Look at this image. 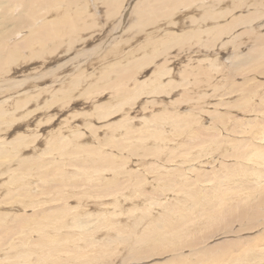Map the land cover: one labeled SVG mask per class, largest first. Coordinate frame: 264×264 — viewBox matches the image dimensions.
Returning a JSON list of instances; mask_svg holds the SVG:
<instances>
[{"label": "bare ground", "instance_id": "1", "mask_svg": "<svg viewBox=\"0 0 264 264\" xmlns=\"http://www.w3.org/2000/svg\"><path fill=\"white\" fill-rule=\"evenodd\" d=\"M87 1L88 0H85V2H87ZM100 1H105V0H100ZM199 1L200 0H146V1L145 0H140L138 3H136V5L134 7V10H135V13H136L137 17H135V15L133 17L132 16L128 17L129 9H130L131 5L133 4L134 0H107V4H106V1H105L106 6L108 7L107 15L104 18L105 20H103L104 23H103V21H100L102 24L101 23L99 24V22H97V20H95L96 16L92 13L93 11L95 13L98 12L97 8L96 9L95 8H90V6H88V4H89L88 2H87V4H84V5L83 4H79V6L72 7V6H75L76 3L75 2H71V0H0V95H2L0 97V99L4 97L3 96L4 94L7 95V98L6 99L4 98L5 100L2 99L3 103L0 102V126L2 125V127H3V125H6L9 128V127H11L13 125V126H15V128L17 127L15 129L16 132L21 130V129H25V128L22 127L23 124H22V126L21 125L18 126V124H19V122L21 120H25L26 118H28L29 115H31V112H30V110L28 111L27 107L29 105H31L32 103H34L35 101H38L39 98L42 97L41 96L42 91H44L43 89L40 90L39 88H37V91L39 90L40 93L37 92L38 96H35V97L34 96L31 97L30 94L28 95V92H27V91H31V90L35 89V88H31L32 86H28L29 85L28 84V80L30 79V76L32 74H36L38 71L42 70L44 67L43 68L40 67V69H39V67L33 68L31 70L32 71L31 73L26 74L27 77L25 75H21V74H24L23 72H27V70H29L28 66L34 64L35 61H37V60L42 58L43 60H46L47 62H49L50 59L52 58L51 55H53L54 53L55 54H64L62 56L72 55L77 50L75 46L79 45L80 48H81V44L85 45V47L82 48L83 50L85 49V50H87L89 52V51L94 49V52H95V50L98 48L97 46H100L99 44H101L103 46L104 45L106 46L105 41H109L110 39L114 40V39H116L115 37H117V36L121 37L122 36V40L120 42H118V44H116V46L114 47L115 50L112 49L117 54V52H121L122 51L121 48L125 49L128 44L133 46V43H128V42H131L130 41L131 39L133 40V39L138 38V36L140 34H142V33H147L148 34L147 36H150V37L154 36L155 37V34H157L159 32L156 31V32L151 33L152 32L151 30L155 29L154 25L159 24V26L163 27V26L166 25L167 22H170V21H173V20L175 22V20L179 16H181L183 14V12H184L182 8H184L185 12L189 11V10L194 11V10H196L194 5H195L196 2H199ZM201 1H203V3H202L203 5L207 6V9L209 8V6L211 7V8L208 9L209 11L206 13L207 18H211V19H214V18L216 19L217 18V14H216L217 12H218V15L221 17L224 14L223 12H226V9L229 7V5H231V4L233 5L234 2L236 4V5L234 4L235 5L234 9H236L238 11L239 10H245L248 7V5H243L244 3H246V0H233V3H229V4H226L227 2H224V0H210L208 3H206L205 0H201ZM76 2L80 3V0H78ZM64 3H65V6L62 7V5ZM249 4H250V2H249ZM257 4H254V5L257 6ZM197 5H200V3H198ZM192 6H193V8H192ZM201 7L204 8L203 6H200V7H198V10H201L202 9ZM213 7H214V9H213ZM204 9H206V8H204ZM215 9L217 10L216 12H215ZM102 12H104V11H102ZM185 12H184V15L182 17H186L190 13V11L187 12V13H185ZM90 13H91V15H90ZM102 15H103V13H102ZM262 15H261V17H262ZM253 16H252L253 18H251V19L249 17V19H250L249 23L254 22V20H256V21L258 20L257 18L259 17V14L257 15L258 16L257 18L255 17V15H253ZM98 18H99V20L102 19L101 16L96 17V19H98ZM238 19L241 20V21H245L246 20V18L243 17V16L241 18H238ZM86 20H88V21H86ZM225 20H227V19H225ZM228 20H230V19H228ZM136 21H137V23L132 24V23H134ZM159 22H163V24H160ZM234 24H239V23L235 22ZM244 24H245V22H244ZM124 25L125 26L130 25V27H129V30H127V32L121 34V32L124 30V29H122V28H124L123 27ZM179 25H180V23H179ZM204 25H206V24H204ZM150 26H153L154 28L151 29ZM236 26H234V28ZM226 27L229 28V26H226ZM220 28H222V27L218 26L215 29H211L210 28L208 30H203V31H196L193 28V30H195L196 32L192 30L191 32L188 31V32H185V33H183L181 35L175 34L177 32H175L173 35H172V33L171 34H165V36L163 35V37L166 38V36H168V38H166L167 40H165L167 43L165 42L164 44H162V46H156L158 44V42H156L157 39L155 38L156 40L154 39V40H152V42L154 44L157 43L155 45L156 47H154L153 44L149 43V45L153 46L154 49L157 48V49H155V51H154L153 48L152 49H148L149 51H148V54L145 56V58H143V56H142L141 58L140 57L139 58L135 57V58H132V60H131V58L128 59L126 57L128 59V61L127 60L126 61L129 62V63H126V65L124 66V65H122V63L125 62V61H123V62L121 61L122 63L119 61V63H116L114 65L112 72L109 71L108 72L109 74L108 73H104V75L101 77V79H105L106 82H108V83L112 82L109 85L110 88H112L114 86H117L118 88L121 85L124 86L130 81V79L133 78V76L137 73L136 71L138 69L141 70L147 65L149 67V63H151L150 62L151 60L156 59L157 57H159L163 53L165 54L166 52H174L172 49H174L178 45H180L179 47L183 46L184 50H187V48L189 46L193 48L192 45L193 44L197 45L198 43L202 44L203 47H204L206 44L204 43L203 39L201 38L200 33L201 34H203V33L204 34H214L215 36H217V35H220L221 33H225L223 31H227V34L226 33L225 34L228 35L230 33L229 35H231V32H229L226 28H224L222 31L219 30ZM235 29H237V28H235ZM232 30H233V26H232ZM19 34L21 36V39L17 38ZM236 34H237V32H236ZM243 35H244V33H243ZM237 36H238V34H237ZM202 37H203V35H202ZM221 37H223V36L221 35L218 38H216L215 40H219V39H221ZM241 37H242V34H241ZM16 38H17V40H16ZM124 38H127V39L125 40ZM239 38L240 37H238L237 40H239ZM245 38L246 37H244V39ZM13 39H14V43H10V41L13 40ZM233 40H235V39H232V41ZM245 41L247 42L246 39H245ZM245 41L243 40V42H245ZM94 42H96V43L99 42V43H97L98 44L97 46L89 49L90 44H93ZM246 42H245V44H246ZM135 43H136V41H135ZM243 45L244 44H241V45L239 44L236 47L235 46L233 47L235 49V52H238V54H235V56H230L231 58L233 57V63L232 64L234 65V68L238 71V73L245 72V73H250V75H253V73H258V74H262L263 75L264 74V63H263V61H264V47L259 49L258 53L250 52V53H247V54H245L243 56V54H242L243 53V49H244ZM105 46L103 48H105ZM159 47H160V49H159ZM212 47H213V44H212ZM62 48H66V49H62ZM100 48H102V47H100ZM142 48H140V49L142 50ZM148 48H150V47H148ZM176 48H178V47H176ZM196 50L197 49L194 48L193 53L195 52L196 54H199V55L200 54L208 55L210 53H215V54L217 53L216 51L215 52L214 51H210V52L206 51L205 52L204 50L203 51L202 50H200V51L198 50L199 51L198 52ZM213 50H214V47H213ZM124 52L125 51H123L122 53H124ZM127 52H129V51H127ZM189 52H190V54L192 53L191 51H189ZM115 53L109 52V55L108 54L107 55L110 56L112 54V56H113ZM134 53L135 52H132V54H134ZM87 54L89 55V53H87ZM140 54H142V52ZM175 54L179 55V53H177V52ZM77 55L78 54L70 56V57L71 58L73 57L75 59V57ZM107 55H106V57H108ZM148 55H150V57H147ZM177 55H175L173 58H170V57L169 58L172 61L175 58H178ZM116 56H118V55H116ZM222 57H223V55H222ZM126 58H124V59H126ZM78 59L79 58H76L77 61H78ZM181 60L182 59L179 60V64H180ZM210 61L212 63H214L213 60H210ZM69 62L71 63V60H69ZM254 62H255V64H254ZM70 63L67 62V64H69V65H70ZM81 63H82V61H80L78 63L74 62L73 65L81 64ZM173 63L175 64V62H173ZM25 65H27V66H25ZM253 65H255L256 68H254ZM41 66H43V65H41ZM63 66H65V64ZM167 66H168V63L166 64V67ZM58 67H60V66H58ZM58 67H57V69H59ZM148 67H146V68H148ZM160 67H162V66H160ZM25 68L26 69L28 68V69L26 71H23ZM53 68H52V70H53ZM63 68L64 67H60V69L57 70L56 73H58V74H56V73L52 74V75H56V76H52L51 75V73H52L51 71H50V74H48V75H50L49 77L51 79L53 77H55L54 83L58 82L59 79L60 80L64 79L63 78L64 76L59 75V74L62 73V71L60 73V70L63 69ZM167 68H169V67H167ZM66 69L67 70L64 72V75L66 73H69L68 69H70V67H68ZM55 70H53V71H55ZM76 71H78V70H76ZM142 72L143 71H141V73ZM162 73H160V74H162ZM115 74H116V78H114L115 76H113ZM19 76H20V78H19ZM60 76H61V78H60ZM157 76H159V75H157ZM166 76H167V74H166ZM33 77L34 76H32L31 79H33ZM253 77L255 78V76H253ZM258 77L259 76H257V78ZM15 78L19 79V80L15 81ZM259 78H261V77H259ZM21 79H26L27 81H23L22 80V82H21ZM246 81H248V80H246ZM80 82H82V80H81L80 77H78V79L76 81L71 82V84L73 83L72 86L73 85L74 86L70 90L63 91V92L61 90L62 95L55 94V93H53V91H51L50 93L53 94L52 99H54L53 102L56 103L59 100H65L67 103H69V105L72 103L70 106L67 105V108L65 109V111H67V110L71 111L73 109V107L75 106V102L77 101V100L76 101L73 100L74 96H72V95H74V92L77 90V87L80 84ZM84 82L85 81L83 80L82 83H84ZM174 82H175V80H174ZM98 83H100V84H96L97 88H95V91L96 90H98V91L99 90H104L105 91V89H106V85L104 84L105 81L102 80V83L98 81ZM262 83H264V82H262ZM57 84H59V82ZM138 84H140V83H138ZM138 84H136V86ZM148 84L149 83H147L145 81V82L141 83L138 86V88L140 89L141 87L144 86V89L147 90L146 87L149 86ZM231 84H232V82H231ZM47 85L49 87V83ZM51 85H50V87H51ZM69 85H68V87H69ZM84 85H86V84H84ZM172 85H174V84L172 83ZM233 85H235V84L233 83ZM236 85L238 87V84H236ZM260 85L261 84H257V80L250 79V82L248 81V83H246L245 85L242 86V88L244 90L243 98L240 99V104H238L237 107L241 111L240 114L244 115L243 118H237L236 117L237 115H235V116L233 115L229 119L227 116L218 113L219 115L217 117H214L213 123L210 124L211 126L209 125L210 127H208V128L206 127L205 128V126L200 127L201 125L200 126L198 125V122H199L198 118L194 116V114L196 112L194 111L195 113L194 114L192 113L193 114L192 115L191 112L189 111L190 114L185 113V114H180V115H177V116L174 115L175 118H173V120H172V121H175V125L177 126V130H178V133H180V135H182L184 132H186L187 129L190 127L189 133H187V134L185 133L184 137L183 136L180 137V135H177L176 133H175L176 135H174V133L171 134L172 136L170 135L171 137H173V135H174V138L166 137L162 133H155V134H149V133L146 134V133H144L145 134L144 135L142 131L133 130L132 128H129L127 133L123 135L125 137L126 143H128L127 145L129 146L130 151L132 153H134V154L135 153H140L139 152L140 151L139 147H140V145H142V143L144 141L147 143V141L154 139L155 140L154 142H158L156 140H159L162 143H166V144L167 143H173V145H177V147L179 146L181 148L182 147L185 148V149L184 148H182V149H184V151L186 152V155H185V157L183 159L181 158V160L176 161L177 165L179 163H181L182 161H186L187 164L190 163V165H191V163H193V164L195 163L196 164V165L194 164L195 166H197V167L199 166L198 168H201V167H204L205 165L208 166L209 164H213L212 162H214V163L218 162L217 164L220 163V169L219 170L218 169L215 170L212 174H206L204 176H199V174L197 173V175H196L193 172L189 171L190 169L187 168V167L190 166V165L188 164L186 169H189V170H188V173L185 172L187 176L184 177L183 179H180V177H179L180 180L172 178V183H170V182H168L167 180H165L164 178H162L160 176L159 178H155L154 179L155 182H156V185H155V184H153L154 183L153 180L152 181L148 180V177H147L148 174H145L144 176H140V175L135 174L134 173L135 171L132 172V170H131L132 168L130 169L131 171L128 170V165H130L132 167L135 166L136 168L138 166H141L140 165L141 162L140 163L139 162H135L137 160L133 161V159H132V162H131L130 161L131 158L125 157V158H120L121 160L119 159L120 161L117 162L115 157L113 156L114 153H113V155H111L110 153L108 155H106L105 154L106 152H105L104 155H100V154H103V153H99L100 150L90 149L89 148V149H86L87 153H88L89 161L87 160L86 162H82V161H84L83 158H82L83 155L81 154L83 152V150L79 146L80 144L79 145L77 144L78 141L77 142L75 141L76 139L73 141V139H68L67 137L58 138V139L55 138L56 139L55 143L53 141L54 138H53L52 141L50 140L53 144L51 145V147H48L46 153L44 152V155L46 154L47 157L45 156L46 158H44L42 156L43 155L42 154L43 152H42V153H40L42 155L39 154V156H36L33 159V161H31V160L30 161L29 160L23 161L21 163V167L23 169V171H21L22 174H18L17 173L18 175H16L13 178L14 191H12V193H13V198L12 199L16 198V196H17L18 199L22 198V196L26 200L29 199L28 201L23 203V206H24V208L26 210H27V208H31L33 213H31L32 215H29V216L25 215V216H22V217L17 216V217H14V218H9V220H7V216L6 217H0V239L3 238L2 242L0 241V247L3 246V245L5 246V244H8V246H9L10 251H8V249H5L6 250L5 258L7 260H11L12 259V261L10 263H8V264H70V262H72L71 261L72 255L74 254L73 251H75L76 254H77V252L79 254V255H77L75 257V260L77 261V263H75V264H78V263H80V264H90L91 263L92 264V262L94 263L96 258H97V261L101 260L102 262L105 263L106 262L105 260L107 258L104 260L105 255H103L104 253L100 250V249H102L105 246V245L104 246L101 245L104 242L100 243L103 238H101L100 241H98L100 243V245H101V248H99L98 244L96 245V242H94V240H95L94 238L99 233V229L101 231L102 237H104V234H103L104 232L102 233V230H103L104 227H107L110 230H112V228L115 227V226L111 227L110 226L111 224L109 225V221L107 219H102V217H104V218L105 217H108V218L111 217L113 219V217L119 215L120 212L118 213V211L116 210L113 213H107L106 212V215H104V216H101V215L100 216L99 215L96 216V214L93 211H91V209L93 210V208H94V204H93L94 201L99 200V199L102 200V198L103 199H107L108 197H111V196L113 198H115L114 200L116 201V198L118 197V195L122 199H125V201H127V202H128V200H131L129 196H132V197L134 196L135 197L134 199H140V198L141 199L142 198L146 199V201L145 200L143 201L145 204L147 203V201H151V203H150L151 205H154V206L162 205L163 206V204L154 202V200L157 199L158 196L162 195L164 197L163 199L167 202L173 196L179 199L180 196L182 197L183 192H184L185 195L187 196V198H189L190 202H193L192 199H194V201L197 200V202H198V199L203 200V202L205 200H207L208 202L209 201L213 202L211 204H208L207 206H204V210H207L208 208L210 209V211H209L211 213L210 217H212V218H213L214 215H218L217 217H219V215L222 214L221 210H223L225 208L223 216H221V217H226L224 219V222H225L224 228H226L227 225L232 224L231 222L234 221L237 217H239L242 222L243 221H247V224H246L247 228L244 227L245 229L241 230L240 232L255 229L256 226H257V224L255 223V220H258L259 217H264V212L261 211V209H264V92L261 91V90H263V88L260 90V92L258 91L261 88ZM93 87H94V85H93ZM134 87H135V85H134ZM173 87L174 86H172L171 88H173ZM220 87H222V86H219V89L221 90L222 88H220ZM224 87H225V84H224ZM233 87L235 89V86H233ZM251 87H253V88H251ZM44 88H45V86H44ZM166 88H167V86H166ZM169 88L167 90H169ZM1 89H4V90H1ZM64 89H66V88H64ZM87 89L89 90L90 88H87ZM215 89H216V87H215ZM229 89L230 88H228V91H229ZM20 90H22V92H20ZM141 90H142V88H141ZM141 90H139V91L141 92ZM23 91H24L23 100L16 101L15 105L13 107H11V108L15 109V113L8 115L7 114L8 113V109L11 110V108L4 106L5 105L4 103L9 98L19 97V96L21 97ZM149 91L150 90H148L147 93H159L160 91L164 92L165 89H163V87H161V85L159 83V84H157L154 87V90H153L154 92L153 91L149 92ZM76 92H78V91H76ZM95 93L96 92H92V91L88 92V94H91V96H93V94H95ZM144 93L147 94L146 91ZM168 93L171 94L172 92H170V90H169ZM123 94H124V96H122V94H121V97H122L121 99L118 98L120 100H118L116 98L118 101H120V108H122L125 105H128V106L129 105L130 106L133 105V107H134L135 106L134 105L135 104L134 94H128L127 92H126V94L125 93H123ZM164 94H166V93H164ZM82 95H86V94L82 93ZM153 95H157V94H153ZM95 96L97 98L99 97V96H97V94H95ZM137 96L138 95H136V97ZM193 96H194V94H193ZM206 96L208 97L209 95H206ZM227 96H228V94H227ZM24 97H26V98H24ZM118 97H120V95ZM159 97H161V96H159ZM156 98H158V97H156ZM201 98L199 97L200 100H201ZM203 98H205V97H203ZM256 99H259V101L256 100ZM197 100L198 99H196L195 102H197ZM230 100H231V98H230ZM95 101H96V99H95ZM177 101L178 100H176V102ZM185 101H186V99H185ZM229 101H228V103H229ZM176 102H173V103H176ZM180 103H184V101L180 102ZM192 103H194V102H192ZM224 103H227V102L224 101L223 105H224ZM1 104L3 106H1ZM197 104H199V103L197 102ZM170 105H172V103ZM178 105H180V104H178ZM219 105H217V106H219ZM223 105H222V107H223ZM174 106H176V105H174ZM206 106H207V104H206ZM5 107H6V109H5ZM224 107H226V106H224ZM232 107L233 106L231 105L230 108L232 109ZM42 108H43V106H42ZM45 108H47V107H45ZM49 108H51V107L49 106ZM103 108H105V107H103ZM155 108H157V107H155ZM182 108H184V107H182ZM22 109H26L27 114H25V113L24 114H20V111H22ZM176 110H178V109H176ZM223 110H224V108H223ZM227 110H229V109H227ZM42 111L44 112V109ZM218 111L221 112L220 109H218ZM232 112H233V110H232ZM234 112H236V111H234ZM59 113H60L59 109H55V107H54L52 109V112L51 113L49 112V115L50 116L52 115L51 119L54 118L56 120L57 117H59ZM117 113H119V112H117ZM121 113H124V111L121 112ZM167 113H169V112H166V115H167ZM179 113H181V112H179ZM182 113H184V112L182 111ZM40 114H42V113H40ZM229 114L230 113H228V115ZM109 115H111V114L109 113V109L107 108L105 111H103V113L101 115V118L108 117ZM131 115H132L131 112H128L127 114H124L125 117L131 116ZM140 115H142V113ZM16 116H18V117H16ZM37 116H39L38 119L41 118L40 117L41 115H37ZM37 116H35V117H37ZM170 116H171V114H170ZM250 116H254L255 118H249ZM169 118H167V119H169ZM1 119H3V120H1ZM51 119L48 117V121L47 122H50ZM92 119H93V117H92ZM31 120H34V118L31 119ZM161 120H163V119H161ZM134 121H136V120H134ZM44 122L43 123L40 122L41 124L39 122H37V125H38V123L40 124V126L44 125ZM151 122L153 124V121H151ZM165 122H166V120H165ZM144 125H145V123H144ZM26 126L29 127V124H26ZM68 126H71V125H68ZM128 126L130 127V125H128ZM156 126L157 125H155V129L159 127V126H157V127ZM166 126L168 127L169 125H166ZM37 127L38 126H36L35 128H37ZM161 127H163V126H161ZM4 128L5 127H3L2 129H4ZM43 129H45V128H43ZM88 130H89V128H88ZM5 131L7 132L6 129H5ZM37 131H38V129H37ZM49 131L47 133H49ZM62 131L65 132V130H62ZM167 131H168V129H167ZM14 134H16V133H14ZM58 134H63V133H60V131H59V133H57V135ZM73 134H71V135H73ZM34 135H35V132H34ZM38 135L40 136V134H38ZM43 135H45V133ZM186 135H188V137H187L188 139L187 140L189 142L190 141H194L195 145L193 144V142H190L191 144L188 145L190 147L185 146V145H187L189 143L188 141H187L188 142L187 144L185 143V140H186L185 136ZM60 136H62V135H60ZM63 136H65V134ZM70 136H68V137H70ZM223 136H227V137H223ZM179 137L180 138H184V139L180 140ZM38 138H40V137H38ZM89 138H90V136H89ZM104 138H105V136H104ZM111 138L113 140L117 139V141H119L118 138H114V137H111ZM42 139H44V138H42ZM108 139H110V138H108ZM28 140L27 139L26 140L25 139H21V140L17 141L15 143L14 149L17 150L20 153L22 150H19V147L26 146L28 144V142H27ZM45 140H46V138H45ZM113 140H112V142H113ZM34 141L38 142L37 139H34L33 141H31L29 143H34ZM47 141H49V140H47ZM225 141H226V144H225ZM26 142H27V144H26ZM104 143L106 144V142H104ZM117 143H118L117 147L118 148H122L121 149V151H122L121 153L126 154L127 151L129 150V149H127L126 144L124 143V145H123V144H121L119 142H117ZM24 144H26V145H24ZM108 144H112V143H108ZM192 144L194 145L193 147H191ZM223 144H224V146L227 145V146H225L226 150H228V148H230L232 150L231 151L232 153H228V152H226V150L225 151L223 150V154L224 155H222L221 157H215L213 154H212L213 156H211V154L209 153V151H210L209 149H213V148L220 149L221 145H223ZM83 145H85V144H83ZM143 146H145L144 143H143ZM161 147H162V145H161ZM170 148H171V146H170ZM181 148H178V149H180L179 151H182ZM197 148H200L199 152L196 151ZM175 149H177V148H175ZM216 149L214 150L215 152L220 151L218 149L216 151ZM35 150H37V149H35ZM42 150H43V148H42ZM57 150L59 151L57 156L60 157L59 159L61 160L62 163L64 162V164L59 163V161H60L59 159H58L59 161H56L55 158L52 161L50 160V156L51 155L53 156L55 151H57ZM150 150L148 149V151H150ZM193 150H195L194 153H193ZM176 153L179 154L178 151ZM32 154H34V153H32ZM162 154H161L162 156L158 157V159L160 160V163L162 164V167H165V165H163V162H164V159H165L164 156L167 154V149H163ZM72 155L74 156V158L70 159V160H67V157H71ZM81 155H82V157H81ZM144 155H145V158L153 156V155H157V151H155V152L154 151H152V152L150 151L148 153H145ZM54 156L56 157V155H54ZM172 156H173V154H172ZM172 158H174V156ZM208 158H211L212 160L210 161ZM80 160H82V161H80ZM142 160H140V161H142ZM227 161H229V162H233L234 161V162L232 164H226L225 162H227ZM73 162L76 165H79V167H78L80 169V173L79 174L81 175V176L80 175L78 176L79 178H77V176L74 175L76 173H74L72 176H68L65 173V171L63 170V167H64L63 165L69 166V164L70 163L72 164ZM157 163H158V161H157ZM165 163H167L166 166H168L169 162H164V164ZM145 164L147 165V163H145ZM19 165L20 164H18V166ZM176 166L173 165L172 167H176ZM179 166H180V164H179ZM139 169H141V168H139ZM154 169H155V167L150 168L149 172H150L151 175H152V173H154ZM176 169H177V167H176ZM34 170H36L35 173L31 174V175H35L36 174L35 175L36 181L34 180L36 182V186L33 185L34 188L36 187L38 189V191L36 193H33L32 189H31L32 188L31 185L34 182L33 181L30 182V180L27 181V176H26V175H28V173H30L31 171H34ZM170 170H171V168H170ZM110 171L112 173H114V177L111 175L110 179L109 178H107V179L103 178L104 177L103 174L110 173ZM138 171H136V172H138ZM205 171H206V169H205ZM95 172H97V173L95 174ZM174 172H175L174 170L169 171V175H173L174 176L175 175ZM176 172H177V170H176ZM179 172H181V171H179ZM199 172H201V171H199ZM139 173L140 172H138V174ZM122 174H124V176H126L128 178V181H127L126 177H121L122 179L121 178L119 179V176L122 175ZM202 174H203V172H202ZM22 175H24V176L22 177ZM142 175H143V172H142ZM105 176H106V174H105ZM35 177H33V178H35ZM75 177L77 179H75ZM124 178H126V181L125 180L123 181ZM209 178L213 179V181L215 180V183L213 184V186H212V183L209 181ZM37 180H39L40 184L37 183ZM119 180L120 181L122 180V181L120 182ZM169 180H171V179H169ZM200 183L201 184H209V186H207V187H211L212 186L211 188L213 189V192L214 193L218 192V195L215 196V199L213 198V193L211 194L210 189H209V191H206V192L200 191V192L203 193V196L201 197L199 191L192 187V186L198 185ZM42 185L45 186L44 187V191H40V190H43L41 188ZM71 187H72V189H70ZM146 187H150L152 189L151 190L144 189ZM83 188L85 189L84 192H82ZM131 188L133 189V191H129V190H131ZM55 189H57V191L53 192ZM125 191H129V195H126L127 193L125 194ZM136 193H138L140 197L138 196V194L137 195H133V194H136ZM72 194H74V195H72ZM84 196H86L85 199H84ZM186 196H184V197H186ZM199 196H200V198H199ZM75 199H77V204H79L81 206H85V207L84 208H81L80 206L74 207L75 205H73L72 203H73V201ZM108 199H110V198H108ZM119 199L120 198L118 197L117 200H119ZM185 199L186 198H184V199L182 198V200H185ZM106 201H108V200H106ZM120 201H121V199L119 200V202ZM98 202H100V201H98ZM130 202H132V201H130ZM102 203H106V202H102ZM240 203H242V205ZM189 204H191V203H189ZM119 205H121V204H119ZM151 205H148V207H150ZM45 206H47V207H45ZM106 206H107V204H106ZM99 210H101V209H99ZM119 210H121V209H119ZM147 210L149 212V209H147ZM179 210H180L179 207L178 208H173L172 211L169 214H166V215L160 216V217H173L172 215H174V214H179V215H181V217H184V215H183L184 212L181 213V211L179 212ZM189 210H191V209H189ZM246 210H248L249 212L252 211V210H255V213H250L251 215H253V217ZM100 212H102V211H100ZM97 214H99V211H98ZM257 214H259V215H257ZM255 215H257V216H255ZM196 216L197 217H195L194 220L200 219L201 216H202L201 212L198 213ZM91 217H93L94 219H96V218L98 219L99 217H101L100 218L101 221L98 224L94 222L95 223L94 224L93 223L94 220L92 221L93 218H91ZM152 217H157V216L154 215ZM186 217H187V215H186ZM145 218H146V216H145ZM116 219H118V218H115V220ZM142 219H139V220H142ZM229 219H231L232 221L230 222ZM119 221H121V220H119ZM122 221H123V219H122ZM135 221H134V223L137 224L138 221H136V222ZM142 221H141V223H142ZM236 221H237V219H236ZM139 222H138V224H139ZM169 222H170V218H169ZM208 222H210V221H208ZM141 223L139 224L140 227H141ZM180 223H181V225H179V227L181 226L182 228H184V230H186L185 222L182 221ZM200 223H201V221H200ZM156 224H159V223H156ZM166 224H167V222H166ZM166 224L165 223H161L159 228H157L155 225H154V227H152L153 224H152L151 227L149 226L150 230H148V231H150V232H148V233H150V235L146 236V234L143 232L145 234V237H144L145 240H143V241H147L148 244H150L149 247H154L155 245L157 246V244L160 243V241L161 242H163V241L166 242V241L171 240V238H175L176 239L178 235L182 234V229L181 228H177L178 226L175 225L176 227L175 226H171L170 229H168V231L171 230V234H172V236L169 237V235H167L168 233L166 234L163 231V229L167 230L166 226L168 224L167 225ZM176 224H177V222H176ZM239 226H240V223H239ZM88 227H90V229H92V230L86 229ZM122 227H124V226H122ZM128 227L129 226H127L126 229ZM215 227H216V225H214V230H218L219 229V226H217L216 228ZM136 229H138V227ZM143 229L144 228H142V230ZM114 230H115V228H113V231H112L113 233H114ZM128 230H129V228H128ZM137 231H139V230H137ZM143 231H145V229ZM260 232H258V233H260ZM139 233H141V232H139ZM119 234H121V233H119ZM201 234H203V233H201ZM123 235L125 236V234H123ZM128 235H126V236H128ZM162 235H163V237H162ZM220 235H222V234H220ZM232 235L234 236V234H232ZM242 235H244V234H242ZM257 235L258 234L255 235L256 236V241L253 240L250 244H242V243L240 244L239 241L238 242H236V241L232 242L235 239H232L231 242L224 243L223 244V250L218 255H216V253H217L216 247H211V248L209 247L210 250L207 249V251H205V252L203 251V254H202L201 258L198 260V263L199 264H214V263L218 264V263H221L223 261H228L229 260L228 264H264V250L261 249L262 251H258L260 248L264 249V234L262 232L258 236ZM129 236H131V235H129ZM87 237H91L94 240L90 239V238H87ZM118 237L120 238L119 235H118ZM142 237L143 236H141V238ZM218 237L221 238V236H218ZM243 237H245L246 240L250 239V238H247L249 236H247V237L243 236ZM125 238H127V237L123 238V236H122V239H125ZM130 238H132V237H130ZM144 238H142V239H144ZM189 238L190 237L188 236V239ZM207 238H209V237H207ZM97 239H98V236H97ZM122 239L120 238L121 241H124ZM183 239L185 240V238H183ZM104 240H102V241H104ZM129 240L130 239H128L127 241H129ZM197 240L199 241V239H197ZM95 241H97V240H95ZM108 241H109V239L107 240V242ZM260 241H262L263 244H261ZM59 242H62V244H61L62 246L59 245ZM107 242H105V244ZM125 242H126V240H125ZM241 242H243V241H241ZM133 243H134V241H133ZM184 243H185V241H184ZM109 244H110V242H109ZM174 244H176V243H174ZM107 245H106V248H107ZM134 245L138 246V244L134 243L132 245V247H135ZM165 245H167V244H165ZM195 246L197 247L198 245H195ZM115 247H117V246H115ZM124 247L126 248L125 245H124ZM132 247L129 248V249H132ZM106 248H104V249H106ZM125 248H123L124 251H125ZM135 248H137V247H135ZM135 248H133V249H135ZM129 249H126V250H129ZM139 249H142V248H138V250ZM143 249L145 250L144 247H143ZM204 249H206V248H204ZM227 249H228V251H226V252H228V253L225 255L224 254V250H227ZM165 250H166V248H165ZM162 251H163V249H162ZM133 252H134V250H133ZM82 253H84V254H82ZM127 253L128 252H126V254ZM145 253L149 254L147 252H145ZM174 253H175V251H174ZM11 254H13L14 256L11 255ZM94 254H95V256H93ZM111 254H113V253H111ZM117 254H116V256H117ZM190 254H191V252H190ZM190 254H189V256H190ZM181 255H183V254H181ZM139 256H141V255H139ZM114 257L112 256V258H108V259H113ZM132 257H134V256H132ZM179 257H182V256H179ZM87 258H88V261H89V258H92L90 260V263L87 262ZM158 258H159V256H158ZM175 258H176V256H175ZM116 259H117V257H116ZM118 259H117V261H118ZM145 259L146 258H144V261H145ZM0 261H1L0 264H3V259H1ZM167 262L169 263V261H167ZM122 263H123V260H122ZM176 263H177V261H176ZM164 264H166V263H164ZM182 264H183V262H182Z\"/></svg>", "mask_w": 264, "mask_h": 264}, {"label": "rangeland", "instance_id": "2", "mask_svg": "<svg viewBox=\"0 0 264 264\" xmlns=\"http://www.w3.org/2000/svg\"><path fill=\"white\" fill-rule=\"evenodd\" d=\"M78 0H71V2H75V6H72V7H76V6H79V4H87V2L89 3L88 6H90V8H97V11L98 12H92L96 17L98 16H101L102 19L99 20L96 19L95 17V20H97V22H99V24L101 23L100 21H103L105 20V16L107 15V9L108 7L106 6L107 4V0L106 1V4H105V1H100V0H88L87 2H85V0H80V3L76 2ZM140 0H134L133 4L131 5L130 9H129V13H128V17H133L135 15L136 16V13H135V10H134V7L136 5V3H138ZM146 1V0H145ZM201 1V0H200ZM196 2L194 7L196 10L194 11H190L189 15L186 16V17H182L184 15V8L183 9V14L181 16H179L175 22L174 20L173 21H170V22H167L165 26L161 27L159 26V24H156L154 25L155 26V29L154 30H151L153 32H156L158 31L159 33L155 34V37H150V36H147L148 34L147 33H142L138 36V38L136 39H131L130 41L131 42H128V43H133V46L132 45H127L125 49L121 48V52H117V54L115 53V50L114 47L116 46V44H118V42H120L122 40V36H117L115 37L116 39L112 40L110 39L109 41H105V48H103L104 46L99 44L100 46H97L99 42H94L93 44H90V47L89 49L97 46L98 48L95 50L94 52V49L91 50V51H87V50H83L82 48L85 47V45L81 44V48L80 46H75L76 47V52L72 55H66V56H62L64 54H53L51 55V59L49 62H47L46 60H43L42 58L35 61L34 64L28 66L29 70H27L26 68L23 70V71H26L27 72H23L24 74H21V75H25L27 77L26 74L28 73H31L32 69L35 68V67H44L42 70L38 71L36 74H32L30 76V79L28 80V86H32L31 88H35L31 91H27L28 92V95L30 94L31 97H35V96H38L37 92H39V90L37 91V88H39L40 90L43 89L44 91H42V94H41V98H39L38 101H35L34 103H32L31 105H29L27 108H28V111L30 110L31 112V115L28 116V118H26L25 120H21L18 124L22 126L23 124V128L25 129H21L19 131H15V126H11L8 128V126L6 125H3V127H5L4 129H2V125L0 126V217H6L7 216V220H9V218H14V217H22V216H29V215H32L31 213H33L32 209L31 208H27V210L24 208L23 206V203L28 201L26 200L23 196L22 198H13V193L12 191H14V184H13V178L18 175V174H22L21 171H23L22 167H21V163L25 160H31L33 161V159L36 157V156H39L42 155L44 158L47 157V155L45 154L44 155V152L46 153L48 147H51V145L53 144L51 141L53 140L54 138V143L56 141L55 138H64V137H67L68 139H73V141L75 140L77 142V144L82 148L83 152L81 153L83 155H81V157L83 158L84 161L82 162H86L87 160L89 161V157H88V153H87V150L86 149H97V150H100L99 153H103V154H100V155H104V153L106 155H108L109 153L111 155H113L114 153V157L116 159V161H120L121 159L120 158H125V157H129L131 158L130 161L132 162V159L133 161L134 160H137L135 162H141L140 165L141 166H138L137 168L135 167H132L130 165H128V170H132V172H134L135 174L137 175H140V176H144L145 174H148L147 177H148V180L149 181H152L153 180V184L156 185V182H155V178H159L160 176L162 178H164L165 180H167L168 182L172 183V178H175L177 180H180V179H183L184 177H186V173H188V170L193 172L194 174L197 175V173L199 174V176H204L206 174H212L215 170H219L220 169V163L217 164L218 162H212L213 164H209L208 166L205 165L204 167H201V168H198L197 166H195L193 163H188L190 166H188L187 162L186 161H182L179 166V164L177 165V162L178 160H181V158L183 159L186 155V152L184 151V149H182L181 147H177V145H173V143H162L160 142L159 140H156L158 142H154L155 140L152 139V140H149L147 141V143L144 141V145L143 146V143L142 145H140L139 149H140V153H132L130 151V148L129 146L127 145L128 143H126V140H125V137L123 136L124 134L127 133V131L129 130V128H132L133 130H139V131H142L143 134L144 133H149V134H155V133H162L164 136L166 137H169V138H174V135H180V133H178V130H177V126L175 125V121H172L173 118H175V116L177 115H180V114H191L195 113L194 116L198 118V125L200 127H203L205 126V128L207 127H210L213 123V120H214V117H217L219 114H223L225 116H227L229 119L231 118V116H235L237 115L236 117L237 118H243V114L241 115V111L240 109L237 107L238 104H240V99L243 98V93H244V90L242 88L243 85H245L246 83H248V81L250 82V79H255L257 80V84H261V88L258 90L260 92V90L263 88L264 90V74H258V73H253V75H250V73H245V72H241V73H238V71L234 68V65L232 64L233 63V57L231 58L230 56H235V54H238V52H235V49L233 48L234 46L236 47L237 45H241V44H244V49H243V56L247 53H250V52H255V53H258V50L263 48L264 47V0H246V3H244L243 5H248V7L245 9V10H236L234 9L235 8V2L233 3V0H224V2H227L226 4H229V3H233V5H229V7L226 9V12H223L224 14L220 17L218 15V12L216 13L217 14V18L215 19H211V18H207L206 16V13L209 11L208 9L211 8L209 6V8L207 9V6L203 5V1L201 2ZM206 3H208L210 0H205ZM250 4H249V2ZM248 2V3H247ZM135 3V4H134ZM198 3H200V5H197ZM258 3V4H257ZM100 6H99V5ZM254 4H257V6H255ZM82 5V6H83ZM251 5V6H250ZM65 6V3L62 5V7ZM200 6H203L204 8H202L201 10H198V7ZM226 6V5H225ZM233 6V7H232ZM260 6V7H259ZM224 7V6H223ZM193 8V6H192ZM181 9V10H182ZM214 9V7H213ZM101 10V11H100ZM258 12H257V11ZM100 11V12H99ZM104 11V12H102ZM189 11H186L185 13L189 12ZM217 10L215 9V12ZM229 12V13H228ZM231 12V13H230ZM260 12V13H259ZM64 13V12H63ZM101 13V14H100ZM103 13V15H102ZM259 14V17L257 16ZM263 14V15H262ZM91 15V13H90ZM130 15V16H129ZM255 15V17L258 19L257 21L254 20V22L252 23H249L250 19L253 18L252 16ZM262 15V17H261ZM194 16V17H193ZM236 16V17H235ZM245 17L246 20L245 21H241L239 20L238 18H241V17ZM250 17V19H249ZM232 18V19H231ZM236 18V19H235ZM227 19V20H225ZM230 19V20H228ZM263 19V20H262ZM224 20V21H223ZM238 20V21H237ZM88 21V20H86ZM138 21V20H137ZM134 22L132 24H135L137 23ZM215 21V22H214ZM217 21V22H216ZM230 21V22H229ZM260 21V22H259ZM200 22V23H199ZM214 22V23H213ZM235 22H238L239 24H234ZM245 22V24H244ZM256 22V23H255ZM104 23V21H103ZM160 24H163V22H159ZM173 25H172V24ZM180 23V25H179ZM184 23V24H183ZM188 23V24H187ZM213 23V24H212ZM232 23V24H231ZM102 24V23H101ZM206 24V25H204ZM215 24V25H214ZM220 24V25H219ZM234 24V25H233ZM168 25V26H167ZM182 25V26H181ZM192 25V26H191ZM199 25V26H198ZM238 27H237V26ZM240 25V26H239ZM222 27L220 28L219 30L222 31L224 28H226L229 32H231V35H226L227 34V31H223L225 33H221L220 35H217L215 36L214 34H201L200 33V36L201 38L203 39L204 44L205 46L203 47L202 44L198 43L197 45L196 44H193V48L192 47H188L187 50H184L183 46L182 47H179L180 45L176 46L178 48H174L172 49L174 52H166L165 54L163 53L162 55H160L159 57H157L156 59L154 60H151L150 62L152 63H149V67L148 65L145 66L143 69L141 70H137L136 73L132 79H130V81L126 84V85H121L119 86V88L117 86H114L112 88H110V83L112 82H106L105 79H101V77L104 75V73H108L109 71L112 72L113 70V67L116 63H119V61L122 63V65H126V63H129L127 62L128 59L131 58H141L143 56V58H145V56L148 54V49H154V47L156 46H162V44H164L167 40L166 38H168V36L163 37V35L165 36V34H171L172 35L175 33L177 35H181L185 32H188V31H192L193 28L196 30V31H203V30H208V29H215L216 27ZM225 26V27H224ZM226 26H229L226 27ZM232 26H233V30H232ZM234 26H236L235 29ZM255 26V27H254ZM262 26V27H261ZM124 29L121 34L127 32V30H129V27L130 25H127V26H123ZM167 27V28H166ZM176 27V28H175ZM150 28H154L153 26H150ZM163 28V29H162ZM197 28V29H196ZM200 28V29H199ZM171 29V30H170ZM176 29V30H175ZM256 29V30H255ZM193 30V31H195ZM232 30V31H231ZM195 31V32H196ZM238 36H237V34ZM240 32V33H239ZM242 32V33H241ZM248 32V33H247ZM150 33V34H151ZM244 33V35H243ZM246 33V34H245ZM236 36H235V35ZM241 34H242V37H246L245 39L247 40V42L245 41L244 37L242 38L241 37ZM203 35V37H202ZM223 36L221 37V39L219 40H215L216 38H218L219 36ZM263 35V36H262ZM260 36V37H259ZM262 36V37H261ZM160 37V38H159ZM205 37V38H204ZM213 37V38H212ZM237 37V38H236ZM239 38V40H237ZM18 39H21V36L20 34L18 35L17 37ZM16 38V40H17ZM113 38V37H112ZM157 39L156 42L157 43H153L152 40L154 39ZM125 40L127 38H124ZM155 39V40H156ZM160 39V40H159ZM232 39H235L232 41ZM139 40V41H138ZM159 40V41H158ZM237 40V41H236ZM243 40L246 42H243ZM113 41V42H112ZM136 41V43H135ZM117 42V43H116ZM210 42V43H209ZM239 42V43H238ZM10 43H14V39L10 41ZM150 44H153V46H150ZM167 43V42H166ZM216 45H215V44ZM96 44V45H95ZM127 44V43H126ZM157 44V45H156ZM212 44H213V47H214V50H213V47H212ZM234 44V45H233ZM145 45V46H144ZM156 45V46H155ZM246 45V46H245ZM250 45V46H249ZM132 46V47H131ZM141 46V47H140ZM102 47V48H100ZM143 47V48H142ZM150 47V48H148ZM202 47V48H201ZM68 48V47H67ZM100 48V49H99ZM142 48V50L140 49ZM194 48L197 49L196 51H200V50H204L205 52H210V51H216L217 53H210L208 55H202V54H196L195 52L193 53L194 51ZM201 48V49H200ZM62 49H66V48H62ZM113 49V50H112ZM147 49V50H146ZM157 49V48H155ZM154 49V51H155ZM160 49V47H159ZM171 50V51H172ZM87 51V52H86ZM123 51H125L124 53H122ZM129 51V52H127ZM181 51V52H180ZM187 51V52H186ZM191 51L192 53L190 54ZM198 51V52H199ZM220 51V52H219ZM71 52V51H70ZM69 52V53H70ZM93 52V53H92ZM100 52V53H99ZM109 52H112V53H115L113 56L112 54L110 56L109 55ZM131 52V53H130ZM132 52H135L134 54H132ZM142 52V54H140ZM151 52V51H150ZM179 53V55L175 54V53ZM89 53V55L87 54ZM127 53V54H126ZM168 53V54H167ZM78 54L75 59L70 56H73V55H76ZM108 54V55H107ZM121 54V55H120ZM218 54V55H217ZM228 54V55H227ZM106 55L109 57H106ZM118 55V56H116ZM134 55V56H133ZM175 55L178 56V58H175L174 60L171 61L170 58H173ZM215 57H214V56ZM223 55V57H222ZM112 56V57H111ZM121 56V57H120ZM132 56V57H131ZM188 58H187V57ZM225 56V57H224ZM253 56V55H252ZM128 59H127V58ZM147 57H150V55H148ZM170 57V58H169ZM181 57V58H180ZM255 57V56H254ZM44 58V57H43ZM60 58V59H59ZM71 58V59H70ZM76 58H79L78 61L76 60ZM126 58V59H124ZM170 60H169V59ZM184 58V59H183ZM187 58V59H186ZM215 60H214V59ZM236 58V57H235ZM257 58V57H256ZM162 59V60H161ZM182 59L180 61V64H179V60ZM43 60V61H42ZM69 60H71V63L69 62ZM74 60V61H73ZM116 60V61H115ZM127 60V61H126ZM210 60H213L214 63H212ZM217 60V61H216ZM59 61V62H58ZM61 61V62H60ZM82 61L81 64H74L75 63H78ZM153 61V62H152ZM43 62V63H42ZM47 62V63H46ZM70 63L69 64H67ZM95 62V63H94ZM175 62V64L173 63ZM38 63V64H37ZM46 63V64H45ZM61 65H60V64ZM63 63V64H62ZM100 63V64H99ZM106 63V64H105ZM168 63V66L169 68L166 67V64ZM264 63V61H263ZM65 64V66H63ZM67 64V65H66ZM105 64V65H104ZM151 64V65H150ZM255 64V62H254ZM43 65V66H41ZM73 65V66H72ZM104 65V66H103ZM172 65V66H171ZM27 66V65H25ZM55 66V67H54ZM64 67L63 69L60 70V73L62 71L61 74L59 75H62L64 76L63 78L64 79H59V84H57L58 82H55L54 83V79L55 77H53L52 79L49 77L50 75V71L52 72V74H55L57 72V70L60 69V67ZM112 66V67H111ZM162 66V67H160ZM196 66V67H195ZM203 66V67H202ZM223 66V67H222ZM254 68L255 65H253ZM54 67V68H53ZM57 67L59 69H57ZM70 67V69H68L69 73H66L64 75V72L67 70L66 68ZM81 67V68H80ZM103 67V68H102ZM148 67V68H146ZM164 67V68H163ZM225 67V68H224ZM55 70L53 71L52 70ZM225 70H224V69ZM253 68V69H254ZM86 69V70H85ZM107 69V70H106ZM161 69V70H160ZM164 69V70H163ZM167 69V70H166ZM169 69V70H168ZM187 69V70H186ZM222 69V70H221ZM252 69V70H253ZM74 72H73V71ZM78 70V71H76ZM233 70V71H232ZM67 71V72H68ZM85 71V72H84ZM139 71V72H138ZM141 71H143L141 73ZM166 71V72H165ZM33 72V73H34ZM102 72V73H101ZM158 72V73H157ZM164 74H163V73ZM181 72V73H180ZM240 72V71H239ZM90 73V74H89ZM99 73V74H98ZM162 73V74H160ZM20 74V73H19ZM58 74V73H56ZM69 74V75H68ZM88 74V75H87ZM109 74V73H108ZM141 74V75H140ZM167 74V76H166ZM232 74V75H231ZM252 74V73H251ZM48 75V76H47ZM67 75V76H66ZM159 75V76H157ZM239 75V76H238ZM250 75V76H249ZM33 77V79H31ZM52 76H56V75H52ZM115 76L114 78H116V74L113 75ZM166 76V77H165ZM255 76V78L253 77ZM257 76L261 77V78H257ZM78 77L81 78L82 82L83 80L86 82L82 83L80 82V84L78 85L77 87V90L78 92H74V98L73 100L76 101L75 102V106L73 107V109L71 111H65V109L67 108V105H69V103H67L65 100H59L57 101L56 103H54V99H52V96L53 94H51L50 92L53 91V93L55 94H59V95H62V92L63 91H68L70 90L73 86L71 84V82L73 81H76L78 79ZM138 77V78H137ZM165 77V78H164ZM172 77V78H171ZM20 78V76H19ZM61 78V76H60ZM154 78V79H153ZM171 78V79H170ZM175 78V79H174ZM27 79V78H26ZM26 79H21V82L22 80L23 81H27ZM74 79V80H73ZM161 79V80H160ZM19 79H16L15 78V81H17ZM102 80L105 81V85H106V89L105 91L104 90H96L95 91V88L96 87V84H100L98 83L101 82L102 83ZM132 80V81H131ZM155 80V81H154ZM175 80V82H174ZM248 80V81H246ZM53 81V82H52ZM57 81V80H56ZM147 82L149 83L146 88L147 90L144 89V86L141 87L139 89L138 86L143 83V82ZM152 81V82H151ZM177 81V82H176ZM223 82V83H222ZM228 82V83H227ZM232 82V84H231ZM49 83V87H48V84ZM89 83V84H88ZM140 83V84H138ZM161 85V87H163V89H165V91H160L159 93H147L148 90H150L149 92H152L154 90V87L159 84ZM172 83L174 85H172ZM176 83V84H175ZM227 83V84H226ZM233 83L235 85H233ZM245 83V84H244ZM52 84V85H51ZM55 84V85H54ZM70 84V85H69ZM86 84V85H84ZM136 84H138L136 86ZM166 84V85H165ZM178 84V85H177ZM224 84H225V87H224ZM238 84V87L237 85ZM51 85V87H50ZM69 85V87H68ZM88 85V86H87ZM94 85V87H93ZM135 85V87H134ZM174 86L173 88H171L172 86ZM177 85V86H176ZM227 85V86H226ZM45 86V88H44ZM47 86V87H46ZM66 86V87H65ZM126 86V87H125ZM167 86V88H166ZM219 86H222L220 88H222L221 90L219 89ZM235 86V89L234 87ZM263 86V87H262ZM122 87V88H121ZM137 87V88H136ZM170 87V88H169ZM178 87V88H177ZM196 87V88H195ZM216 87V89H215ZM224 87V88H223ZM238 89H237V88ZM66 88V89H64ZM87 88H90L89 90ZM117 88V89H116ZM136 88V89H135ZM169 88L170 92H172L171 94H169V90H167ZM228 88L229 91H228ZM240 88V89H239ZM253 88V87H251ZM54 89V90H53ZM120 89V90H119ZM138 89V90H137ZM174 91H173V90ZM1 90H4V89H1ZM6 90V89H5ZM48 90V91H47ZM60 90V91H59ZM62 90V92H61ZM86 90V91H85ZM114 90V91H113ZM117 90V91H116ZM119 90V91H118ZM137 90V91H136ZM141 90V92L139 91ZM198 90V91H197ZM252 90V89H251ZM263 90H261L262 92H264ZM58 91V92H57ZM89 91H92V92H96L95 94H97V96H99L98 98L95 96V94H93V96H91V94H88ZM143 91V92H142ZM146 91L147 94H145L144 92ZM242 91V92H241ZM20 92H22V90H20ZM36 92V93H35ZM86 92V93H85ZM115 92V93H114ZM122 92V93H121ZM126 92L128 94H134V99H135V106L133 107L132 106H128V105H125L123 106L122 108H120V100L122 97H121V94L122 96H124L123 93L126 94ZM140 92V93H139ZM154 92V91H153ZM162 92V93H161ZM232 92V93H231ZM237 92V93H236ZM241 92V93H240ZM40 93V92H39ZM83 94H86V95H82ZM166 93V94H164ZM23 94H24V91L21 95V97H12V98H9L8 100H6V102L4 103L6 107H13L16 103V101L18 100H23ZM76 94V95H75ZM104 94V95H103ZM142 94V95H141ZM152 96H151V95ZM153 94H157V95H153ZM164 94V95H163ZM187 94V95H186ZM194 94V96H193ZM228 94V96H227ZM231 94V95H230ZM233 94V95H232ZM80 95V96H79ZM120 95V97H118ZM136 95H138L136 97ZM147 95V96H146ZM206 95H209L208 97ZM211 95V96H210ZM2 95H0L1 97ZM4 97L0 99V102L3 103V100H5L7 98V95H3ZM6 96V97H5ZM27 96V95H26ZM114 96V97H113ZM158 98H156V97ZM161 96V97H159ZM183 96V97H182ZM205 98H203V97ZM220 96V97H219ZM224 96V97H223ZM80 97V98H79ZM136 97V98H135ZM154 97V98H153ZM199 97L201 98V100L199 99ZM213 97V98H212ZM5 98V99H4ZM16 98V99H15ZM26 98V97H24ZM78 98V99H77ZM120 98V99H117ZM231 98V100H230ZM3 99V100H2ZM59 99V98H58ZM96 99V101H95ZM138 99V100H137ZM163 99V100H162ZM186 99V101H185ZM197 100V102L200 104H197V102H195ZM209 99V100H208ZM238 99V100H237ZM70 100V99H69ZM137 100V101H136ZM156 100V101H155ZM176 100H178L176 102ZM181 100V101H180ZM189 100V101H188ZM230 100V101H229ZM234 100V101H233ZM259 101V99H256ZM61 101V102H60ZM160 101V102H159ZM184 103H180V102H183ZM194 103H192V102ZM213 101V102H212ZM227 102V103H224L223 105V102ZM229 101V103H228ZM232 101V102H231ZM239 101V102H238ZM14 102V103H13ZM50 102V103H49ZM156 102V103H155ZM173 102H176V103H173ZM220 102V103H219ZM231 102V103H230ZM234 102V103H233ZM8 103V104H7ZM10 103V104H9ZM52 103V104H51ZM54 103V104H53ZM66 103V104H65ZM86 103V104H85ZM152 105H151V104ZM172 103V105H170ZM202 103V104H201ZM209 103V104H208ZM222 103V104H221ZM63 104V105H62ZM150 104V105H149ZM180 104V105H178ZM204 104V105H203ZM207 104V106H206ZM219 106H217V105ZM234 104V105H233ZM9 105V106H8ZM11 105V106H10ZM100 105V106H99ZM102 105V106H101ZM163 105V106H162ZM176 105V106H174ZM223 105V107H222ZM228 105V106H227ZM231 105L233 106L232 109L230 108ZM1 106H3L1 104ZM43 106V108H42ZM49 106L53 109L55 107V109H59L60 113H59V117H57V121L52 118V115L50 116L49 115V112L51 113L52 112V109L49 108ZM129 108H128V107ZM154 106V107H153ZM174 106V107H173ZM194 106V107H193ZM196 106V107H195ZM199 106V107H198ZM226 106V107H224ZM235 106V107H234ZM5 107V109H6ZM47 107V108H45ZM63 107V108H62ZM105 107V108H103ZM133 107V108H132ZM157 107V108H155ZM165 107V108H164ZM184 107V108H182ZM188 107V108H187ZM216 107V108H215ZM220 107V108H219ZM237 107V108H236ZM26 108V109H27ZM30 108V109H29ZM109 109V113L112 115H109L108 117H104V118H101V115L103 113V111H105L106 109ZM175 108V109H174ZM211 108V109H210ZM224 108V110H223ZM26 109H22V111H20V114H27V111ZM37 109V110H36ZM41 109V110H40ZM44 109V112L42 111ZM117 109V110H116ZM178 109V110H176ZM209 109V110H208ZM215 109V110H214ZM218 109H220L221 112L218 111ZM229 109V110H227ZM239 111H238V110ZM36 110V111H35ZM167 110V111H166ZM187 110V111H186ZM201 110V111H200ZM204 112H203V111ZM211 110V111H210ZM233 110V112H232ZM124 111V113H121V112ZM133 111V112H132ZM154 111V112H153ZM157 111V112H156ZM169 112L167 113L166 115V112ZM174 111V112H173ZM176 111V112H175ZM182 111L184 113H182ZM190 111V112H189ZM195 111V112H194ZM208 113H206V112ZM236 111V112H234ZM36 112V113H35ZM119 112V113H117ZM128 112H131L132 115L131 116H128V117H125L124 114H127ZM162 112V113H161ZM181 112V113H179ZM15 113V109L11 108L8 109V115L9 114H13ZM34 113V114H33ZM42 113V114H40ZM46 113V114H45ZM142 113V115H140ZM178 113V114H177ZM199 113V114H198ZM202 113V114H201ZM219 113V114H218ZM228 113H230L228 115ZM233 113V114H232ZM45 114V115H44ZM63 114V115H62ZM65 114V115H64ZM122 114V115H121ZM171 114V116H170ZM192 114V115H193ZM197 114V115H196ZM34 117H33V116ZM37 115H41L40 119L39 116ZM49 115V116H48ZM68 115V116H67ZM136 115V116H135ZM140 115V116H139ZM175 115V116H174ZM199 115V116H198ZM37 116V117H35ZM159 116V117H158ZM167 116V117H166ZM202 116V117H201ZM209 116L207 119L205 117ZM18 117V116H16ZM32 117V118H31ZM46 117V118H45ZM48 117L51 119L50 122H47L48 121ZM93 117V119H92ZM154 117V118H153ZM170 117V118H169ZM34 120H31L33 119ZM45 118V119H44ZM130 118V119H129ZM169 118V119H167ZM205 118V119H204ZM249 118H255L254 116H250ZM38 119V120H37ZM163 119V120H161ZM200 119V120H199ZM3 120V119H1ZM41 120V121H40ZM46 120V121H45ZM62 120V121H61ZM136 120V121H134ZM168 123H166L165 122ZM175 120V119H174ZM36 121V122H35ZM44 122V125H41V123ZM56 121V122H55ZM61 121V122H60ZM153 121V124L152 122ZM205 121V122H204ZM37 122H41L40 124L38 123L37 125ZM66 122V123H65ZM119 122V123H118ZM160 122V123H159ZM53 123V124H52ZM145 123V125H144ZM159 123V124H158ZM205 123V124H204ZM26 124H29V127L26 126ZM36 124V125H35ZM48 124V125H47ZM52 124V125H51ZM93 126H91V125ZM122 124V125H121ZM148 124V125H147ZM68 125H71V126H68ZM125 125V126H124ZM130 125V127L128 126ZM155 125L159 126L158 128L155 129ZM166 125H169L168 127ZM210 125V126H209ZM17 126V125H16ZM25 126V127H24ZM36 126H38L37 128H35ZM55 128H54V127ZM68 126V127H67ZM89 126V127H88ZM121 126V127H120ZM143 126V127H142ZM153 126V127H152ZM156 126V127H157ZM163 126V127H161ZM167 128H166V127ZM128 127V128H127ZM152 127V128H151ZM175 129H174V128ZM12 128V129H11ZM45 128V129H43ZM49 128V129H48ZM66 128V129H65ZM80 130H79V129ZM89 128V130H88ZM95 130H94V129ZM98 128V129H97ZM144 128V129H143ZM149 128V129H148ZM151 128V129H150ZM160 128V129H159ZM171 128V129H170ZM2 129V130H1ZM5 129L7 130V132L5 131ZM11 129V130H10ZM14 129V130H13ZM38 129V131H37ZM43 131H42V130ZM48 129V130H47ZM58 129V130H57ZM65 130L62 131V130ZM143 129V130H142ZM158 129V130H157ZM168 129V131H167ZM171 131H170V130ZM10 130V131H9ZM29 130V131H28ZM46 130V131H45ZM50 130V131H49ZM68 130V131H67ZM97 130V131H96ZM162 132H161V131ZM189 130H190V127L187 129L186 132H184L182 135H180V137H184L185 133H189ZM5 131V132H4ZM49 131V133H47ZM63 133V134H58L57 133ZM62 131V132H61ZM98 133H96V132ZM160 131V132H159ZM166 131V132H165ZM34 132H35V135H34ZM43 132V133H42ZM72 132V133H71ZM87 132V133H86ZM166 134H165V133ZM169 132V133H168ZM16 133V134H14ZM37 133V134H36ZM42 133V134H41ZM45 133V135H43ZM67 133V134H66ZM74 133V134H73ZM102 133V134H101ZM172 133H174L173 137H171ZM176 133V134H175ZM40 134V136L38 135ZM52 136H50V135ZM65 134V136H63ZM73 134V135H70ZM85 134V135H84ZM33 135V136H32ZM55 135V136H54ZM58 137H57V136ZM62 135V136H60ZM145 135V134H144ZM171 135V136H170ZM7 136V137H6ZM22 136V137H21ZM35 136V137H34ZM40 138H38V137ZM43 136V137H42ZM50 136V137H49ZM70 136V137H68ZM90 136V138H89ZM101 136V137H100ZM105 136V138H104ZM37 137V138H36ZM48 137V138H47ZM73 137V138H72ZM111 137H114V138H118L119 141H117V139H112ZM179 137V138H180ZM188 135L185 136V143L187 144L189 141L187 140L188 138ZM223 137H227V136H223ZM44 138V139H42ZM46 138V140H45ZM99 138V139H98ZM110 138V139H108ZM21 139H29L26 144V146L24 147H19V150H22L20 153L14 149V146H15V143ZM34 139H37V141H34V143H29L31 141H33ZM181 139H184V138H180ZM49 140V141H47ZM51 140V141H50ZM113 140V142H112ZM72 141V142H73ZM106 142V144L104 142ZM125 141V142H124ZM188 141V142H187ZM75 142V143H76ZM112 143V144H108V143ZM121 143L124 145V143L126 144L127 146V149H129L127 151L126 154H123L121 153V149L122 148H118L117 145L118 143ZM150 142V143H149ZM190 142H193V144L195 145V142L194 141H190ZM188 143L187 147H190L188 146L189 144L191 143ZM51 143V144H50ZM157 143V144H156ZM30 144V145H29ZM38 144V145H37ZM46 144V145H45ZM85 144V145H83ZM103 144V145H102ZM154 144V145H153ZM160 144V145H159ZM192 144L191 147H193L194 145ZM225 144H226V141H225ZM162 145V147H161ZM164 145V146H163ZM166 145V146H165ZM169 146V147H168ZM174 150V151L170 148ZM227 146V145H225ZM223 145H221V148L218 149L220 151H217L216 148H213V149H209V153L211 154V156H215V157H221L223 154V150L225 151L226 150V147ZM30 147V148H29ZM26 148V149H25ZM41 148V149H40ZM43 148V150H42ZM178 148H181L182 151H179L180 149ZM5 149V150H4ZM37 149V150H35ZM50 149V148H49ZM113 149V150H112ZM148 149L152 152V151H157V155H153V156H150V157H146L145 158V153H148L150 151H148ZM163 149H167V156L165 155L164 156V162H169L168 163V166L167 163L164 164L163 162V165H165V167H162V164L160 163V160L158 159V157L162 156V152H163ZM216 149L217 152H215L214 150ZM230 148H228V150H226V152L228 153H232L231 149L229 150ZM104 150V151H103ZM222 150V151H221ZM27 151V152H26ZM29 151V152H28ZM58 151V150H57ZM55 151L54 155H56V157L53 155L50 156V160L52 161L54 158L56 161H59L60 157L57 156V154L59 153V151L57 152ZM147 151V152H146ZM179 152V154H177L176 152ZM184 151V152H183ZM195 150H193V153H194ZM196 151H200V148H197ZM18 152V153H17ZM161 152V153H160ZM174 156V158H172V154ZM182 152V153H181ZM222 152V153H221ZM9 153V154H8ZM34 153V154H32ZM159 153V154H158ZM175 153V154H174ZM215 153V154H214ZM116 154V155H115ZM137 154V155H136ZM162 154V155H161ZM213 154V155H212ZM27 157H26V156ZM179 157H178V156ZM181 155V156H180ZM46 156V157H45ZM88 158H87V157ZM117 156V157H116ZM133 156V157H132ZM172 156V157H171ZM13 157V158H12ZM69 158V159H68ZM74 156L72 155L71 157H67V160H70V159H73ZM81 158V159H82ZM100 158V157H99ZM144 158V159H143ZM59 159V160H58ZM120 159V160H119ZM143 159V160H142ZM155 159V160H154ZM171 159V160H170ZM210 161L212 160L211 158H208ZM10 160V161H9ZM15 160V161H14ZM142 160V161H140ZM153 160V161H152ZM166 160V161H165ZM217 160V159H216ZM49 161V160H48ZM158 161V163H157ZM171 161V162H170ZM219 161V160H218ZM50 162V161H49ZM234 162V161H233ZM233 162H225L226 164H232ZM59 163H62L61 160L59 161ZM66 163V162H65ZM147 163V165L145 164ZM177 165H175V164ZM183 163V164H182ZM16 164V165H15ZM18 164H20L18 166ZM64 164V162L62 163ZM61 164V165H62ZM73 167H72V166ZM176 166V167H172V166ZM63 170L65 171V173L68 175V176H72L74 173L75 176H77V178H79L78 176L80 175V169L78 168L79 165H76L74 162L71 164H69V166L67 165H63ZM66 166V167H65ZM161 166V167H160ZM188 166V167H187ZM212 166V167H211ZM69 167V168H68ZM94 167V166H93ZM152 167H155L154 169V173H152V175L150 174L149 170L150 168ZM171 170H174L175 172V175H169V171L170 168ZM189 168V169H186ZM196 167V168H195ZM208 167V168H207ZM21 168V169H20ZM78 168V169H77ZM95 168V167H94ZM141 168V169H139ZM143 168V169H142ZM215 168V169H214ZM96 169V168H95ZM199 169V170H198ZM202 169V170H201ZM206 169V171H205ZM77 170V171H76ZM130 170V171H131ZM139 170V171H138ZM142 170V171H141ZM177 170V172H176ZM181 172H179V171ZM183 170V171H182ZM194 170V171H193ZM20 171V172H19ZM36 170L34 171H31L30 173H28L27 176V181L30 180V182H34L32 185H31V189H32V192L33 193H36L38 191V189L33 185L36 186V177L35 175H31V174H34ZM63 171V172H64ZM140 172L138 174V172ZM201 171V172H199ZM142 172H143V175H142ZM163 172V173H162ZM184 172V173H183ZM203 172V174H202ZM18 173V174H17ZM97 172H95L96 174ZM156 173V174H155ZM182 173V174H181ZM71 174V175H70ZM106 174V176H105ZM103 174V178L107 179L111 177V175L114 177V173H112L110 171V173H105ZM108 175V176H107ZM110 175V176H109ZM181 175V176H180ZM24 175H22L23 177ZM38 176V175H37ZM67 176V177H68ZM81 176V175H80ZM164 176V177H163ZM172 176V177H171ZM177 178H176V177ZM35 177V178H33ZM121 177H126L124 176V174L120 175L119 176V179ZM146 177V178H147ZM180 177V179H179ZM75 177V179H77ZM116 178V177H115ZM127 178V177H126ZM126 178L123 179V181L125 180L126 181ZM122 179V178H121ZM171 179V180H169ZM35 180V181H34ZM213 181V179H210L209 178V181L212 183V186L213 184L215 183V180ZM120 181V180H119ZM122 181V180H121ZM120 181V182H121ZM127 181H128V178H127ZM37 183H39V180H37ZM40 184V183H39ZM202 185V186H201ZM209 186V184H198V185H194L192 186L194 189L198 190L199 193H200V196L202 197L203 196V193L200 192V191H203V192H206V191H211V194L213 193V198L215 199V196L218 195V192L214 193L213 192V189L211 187H207ZM44 185L41 186V188L43 190H40V191H44ZM201 187V188H200ZM34 188V189H33ZM85 188V187H84ZM83 188L82 192L85 191V189ZM72 189V187L70 188ZM144 189H147V190H151L152 188L150 187H146ZM143 189V190H144ZM203 189V190H202ZM208 189V190H207ZM53 191V190H52ZM57 189H55L53 192H56ZM129 191H133V189L131 188V190ZM129 191H125V194L126 195H129ZM52 192V193H53ZM138 193L136 194H133V195H137ZM11 195V196H10ZM74 195V194H72ZM139 196V194H138ZM161 196V197H160ZM157 197V199L154 200V202L156 203H160V204H163L162 205H159V206H154V205H151V201H147V203L145 204L143 201L146 199L144 198H140V199H134L135 197L133 196H129L131 200H128L125 201V199H122L119 195L118 197L121 199V201L119 202L118 197L116 198V201L114 200L115 198H113L112 196L111 197H108L110 199H99V200H96L94 201V208L93 210L91 209V211H93L96 216H104L106 215V212L107 213H113L115 212L116 210L118 211L119 215L113 217V219L110 217H102V219H107L109 221V225L113 228H115L114 230V233L112 232L113 231V228L112 230H110L109 228L107 227H104L103 230H102V233L104 234V237H102V234H101V231L99 229V235L97 234L98 236V239H97V236H95V241L93 238L91 237H87V238H90V239H93L94 242H96V245L98 244L99 245V248H101V245H105L102 249H100L105 255L104 257V260L107 262H102L101 260H98L97 261V258L96 260L94 261V263L92 262V264H199L198 263V260L201 258L202 254H203V251H207V249H209V247H216L217 249V253L216 255L220 254L223 250V244L224 243H228V242H231L232 239H235L233 240L232 242H238L241 244H250L253 240L256 241V234H260L263 232L264 234V217H259L258 220H255V223L257 224L256 228L253 229V230H247V231H243V232H240L241 230L247 228L246 227V224H247V221H241V219L239 217H237V221L236 219L234 221H232L231 219L230 222L232 224L230 225H227L226 228H224L225 226V222H224V219L226 217H221L223 216V213L225 211V208L223 210H221L222 214L219 215V217H217L218 215H214L213 218L210 217V209L208 208L207 210H204V206H207L208 204H211L213 202H208L207 200H205L203 202V200H200L198 199V202L197 200L193 202H190L189 201V198H187V196L185 195V193L183 192V195L182 197L180 196L179 199L176 198V197H172L169 201H165L163 198L162 195H160ZM186 196V197H184ZM199 196V198H200ZM2 197V198H1ZM11 197V198H10ZM86 196H84V199H85ZM140 197V196H139ZM162 198V199H161ZM182 198H186L185 200H182ZM11 199V200H10ZM134 199V200H133ZM176 199V200H175ZM178 199V200H177ZM14 200V201H13ZM17 200V201H16ZM108 200V201H106ZM115 202H114V201ZM187 200V201H186ZM13 201V202H12ZM100 201V202H98ZM132 201V202H130ZM142 201V202H141ZM158 201V202H157ZM207 201V202H206ZM102 202H106V203H102ZM117 202V203H116ZM165 202V203H164ZM12 203V204H11ZM97 203V204H96ZM191 203V204H189ZM200 203V204H199ZM203 203V204H202ZM206 203V204H205ZM215 203V202H214ZM73 205H75L74 207H78L80 206L81 208H84L85 206H81L79 204H77V199H75L72 203ZM107 204V206H106ZM121 204V205H119ZM123 204V205H122ZM183 204V205H182ZM193 204V205H192ZM242 205V203H240ZM99 205V206H98ZM101 205V206H100ZM105 205V206H104ZM113 205V206H112ZM148 205H151L150 207H148ZM173 205V206H172ZM97 206V207H96ZM189 206V207H188ZM47 207V206H45ZM180 208L179 212L181 211L184 212V217H181V215L179 214H174L172 215L173 217H160V216H164L166 214H169L173 208ZM182 207V208H181ZM101 210H99V209ZM123 208V209H122ZM167 208V209H166ZM187 210H186V209ZM227 208V207H226ZM229 208V207H228ZM25 209V210H24ZM41 209V208H40ZM121 209V210H119ZM149 209V212L148 210ZM170 209V210H169ZM189 209H193L192 211L189 210ZM29 210V211H28ZM37 210V209H36ZM127 210V211H126ZM165 210V211H164ZM26 211V212H25ZM99 211V214H97ZM102 211V212H100ZM191 211V212H190ZM198 211V212H197ZM249 214L250 213H255V210H252V211H248L246 210ZM261 211L264 212V209H261ZM202 214L201 218L198 219V220H194L195 217H197L196 215L198 213ZM25 213V214H24ZM125 213V214H124ZM148 213V214H147ZM187 213V214H186ZM124 214V215H123ZM142 214V215H141ZM207 214V215H206ZM144 215V216H143ZM156 215L157 217H152ZM187 215V217H186ZM251 215V214H250ZM259 215V214H257ZM255 215V216H257ZM143 216V217H142ZM146 216V218H145ZM253 217V215H251ZM126 217V218H125ZM128 217V218H127ZM189 217V218H188ZM194 217V218H193ZM251 217V218H252ZM93 218V217H91ZM96 218V217H95ZM101 217H99L98 219H92L93 223H99L101 221L100 219ZM115 218H118L115 220ZM144 220H143V219ZM161 218V219H160ZM166 218V219H165ZM169 218H170V222H169ZM187 218V219H186ZM111 219V220H110ZM123 219V221H122ZM139 219H142V220H139ZM151 219V220H150ZM163 219V220H162ZM190 219V220H189ZM192 219V220H191ZM204 219V220H203ZM211 219V220H210ZM253 219V218H252ZM121 220V221H119ZM138 221L139 224L141 223V227L145 229V231L142 230V228L139 226L138 222L137 224L134 223V221ZM175 222H174V221ZM254 220V219H253ZM135 221V222H136ZM157 221V222H156ZM184 221L185 222V225H186V230H184V228H182L181 226L179 227V225H181L180 222ZM195 221V222H194ZM201 221V223H200ZM204 221V222H203ZM206 221V222H205ZM210 221V222H208ZM167 222V224H166ZM177 222V224H176ZM228 222V221H227ZM94 223V224H95ZM113 223V224H112ZM156 223H159V224H156ZM161 223H165L167 226H166V229H163V231L169 235V237L172 236L171 234V230L168 231V229H170L171 226H178L177 228H181L182 229V234L181 235H178L177 238H171V240L169 241H163L160 243L157 244V246L155 245L154 247H149L150 244H148L147 241H143L145 240V234L146 236H149L150 231V228L149 226L151 227L152 224L154 227V225L159 228V226L161 225ZM239 223H240V226H239ZM122 224V225H121ZM130 224V225H129ZM236 224V225H235ZM262 224V225H261ZM134 225V226H133ZM214 225L219 226V229L218 230H214ZM124 226V227H121ZM129 226V230L128 228L126 229V227ZM175 226V227H176ZM211 226V227H210ZM138 227V229H136ZM140 227V228H139ZM189 227V228H188ZM215 227V228H216ZM245 227V228H244ZM135 228V229H134ZM156 228V229H157ZM163 228V227H162ZM194 228V229H193ZM86 229H90V227L86 228ZM188 229V230H187ZM191 229V230H190ZM196 229V230H195ZM232 231H230V230ZM92 230V229H90ZM126 232H125V231ZM139 230V231H137ZM203 230V231H202ZM207 230V231H206ZM230 232H229V231ZM167 231V232H166ZM213 231V232H212ZM217 231V232H216ZM261 231V232H260ZM141 232V233H139ZM145 234H144V233ZM185 232V233H184ZM209 232V233H208ZM226 234H225V233ZM260 232V233H258ZM106 233V234H105ZM116 233V234H115ZM121 233V234H119ZM203 233V234H201ZM208 233V234H207ZM213 233V234H212ZM229 233V234H228ZM65 234V233H64ZM111 234V235H110ZM115 234V235H114ZM125 234V236L123 235ZM131 236H129V235ZM185 234V235H184ZM210 234V235H209ZM222 234V235H220ZM225 234V235H224ZM234 234V236L232 235ZM244 234V235H242ZM247 234V235H246ZM113 235V236H112ZM117 235V236H116ZM118 235L120 236V238L122 239V236L123 238L124 237H127L125 239H122L124 241H121L120 238L118 237ZM128 235V236H126ZM184 235V236H183ZM196 235V236H195ZM215 235V236H214ZM227 235V236H226ZM242 235V236H241ZM251 235V236H250ZM257 235V236H258ZM109 236V237H108ZM111 236V237H110ZM141 236H143L142 239ZM161 236V235H160ZM182 236V237H181ZM188 236L190 237L188 239ZM212 236V237H211ZM217 236V237H216ZM218 236H221V238H219ZM223 236V237H222ZM239 236V237H238ZM243 236H249L247 238H250V239H247ZM255 236V237H254ZM117 237V238H116ZM132 237V238H130ZM163 237V235H162ZM194 237V238H193ZM206 237V238H205ZM209 237V238H207ZM232 237V238H231ZM236 237V238H235ZM254 237V238H253ZM103 238L102 240H105L102 241L104 242L103 244L100 245V243L98 241H100V239ZM109 239V241L107 242V240ZM183 240H181V239ZM185 238V240L183 239ZM193 238V239H192ZM225 238V239H224ZM245 238V239H244ZM2 239H0V241L2 242ZM113 239V240H112ZM128 239H130L129 241H127ZM137 239V240H136ZM195 239V240H194ZM199 239V241L197 240ZM126 240V242H125ZM132 240V241H131ZM187 240V241H186ZM131 241V242H130ZM138 244V246L134 245L135 247H132V245L134 244ZM139 241V242H138ZM174 241V242H173ZM185 241V243H184ZM190 241V242H189ZM195 241V242H194ZM243 241V242H241ZM105 242H107L105 244ZM110 242V244H109ZM119 242V243H118ZM122 242V243H121ZM147 242V243H146ZM157 242V241H156ZM201 242V243H200ZM123 245H121V244ZM140 243V244H139ZM162 243V244H161ZM170 243V244H169ZM173 243V244H172ZM176 243V244H174ZM206 243V244H205ZM209 243V244H208ZM261 244H263L262 241H260ZM62 242H59V245H61ZM108 244V245H107ZM167 244V245H165ZM185 244V245H184ZM194 244V245H193ZM213 244V245H212ZM7 245V246H6ZM106 245H107V248H106ZM121 247H120V246ZM124 245L126 246V248L124 247ZM131 245V246H130ZM195 245H198L197 247ZM62 246V245H61ZM117 246V247H115ZM128 246V247H127ZM142 246V247H141ZM170 246V247H169ZM175 246V247H174ZM185 246V247H184ZM21 247V246H20ZM31 247V246H30ZM112 247V248H111ZM135 248L133 249H129V248ZM143 247L145 248V250L143 249ZM169 247V248H168ZM189 247V248H188ZM194 247V248H193ZM200 247V248H199ZM218 247V248H217ZM106 248V249H104ZM118 248V249H117ZM123 248H125V251L123 250ZM138 248H142V249H139ZM153 248V249H152ZM166 248V250H165ZM171 248V249H170ZM198 248V249H197ZM206 248V249H204ZM221 248V249H220ZM5 249H8V251H10L9 249V246L8 244H5V246H1L0 247V260L3 259V264H8L12 261L11 260H7L5 258V253H6V250ZM21 249V248H20ZM104 249V250H103ZM126 249H129V250H126ZM138 251H137V250ZM163 249V251H162ZM185 249V250H184ZM264 250L263 248H260L258 251H262ZM107 252H106V251ZM116 252H115V251ZM143 250V251H142ZM210 250V249H209ZM111 251V252H110ZM158 251V252H157ZM175 251V253H174ZM195 251V252H194ZM227 250H224V254L226 255L228 252ZM74 254L72 255V258H71V261L70 264H75L77 263V261L75 260V257L78 254H76L75 251H73ZM126 252H128L126 254ZM133 252V253H132ZM143 254H141V253ZM145 252L149 253V254H146ZM168 252V253H167ZM191 252V254H190ZM28 253V252H27ZM113 253V254H111ZM118 253V254H117ZM132 253V254H131ZM174 253V254H173ZM84 254V253H82ZM115 254V255H114ZM117 254V256H116ZM145 254V255H144ZM153 254V255H152ZM180 254V255H179ZM183 254V255H181ZM190 254V256H189ZM13 255V254H11ZM102 255V254H101ZM102 255V256H103ZM136 255V256H135ZM141 255V256H139ZM155 255V256H154ZM186 255V256H185ZM14 256V255H13ZM95 256V254L93 255ZM112 256L114 257L113 259H108V258H112ZM134 256V257H132ZM152 256V257H151ZM154 256V257H153ZM159 256V258H158ZM176 256V258H175ZM179 256H182V257H179ZM197 256V257H196ZM74 257V258H73ZM118 261H117V259ZM141 257V258H140ZM145 261H144V258ZM208 257V256H207ZM127 258V259H126ZM198 258V259H197ZM92 258H89V261H88V258H87V262L90 263V260ZM95 259V258H94ZM123 260V263H122V260ZM129 259V260H128ZM140 259V260H139ZM197 259V260H196ZM108 260V261H107ZM120 260V261H119ZM131 260V261H130ZM150 260V261H149ZM183 260V261H182ZM112 261V262H111ZM134 261V262H133ZM158 261V262H157ZM160 261V262H159ZM169 261V263L167 262ZM177 261V263H176ZM193 261V262H192ZM1 262V261H0ZM157 262V263H156ZM227 262V263H226ZM229 263V260L228 261H223L221 263H218V264H228ZM80 264V263H78ZM91 264V263H90ZM215 264V263H214Z\"/></svg>", "mask_w": 264, "mask_h": 264}]
</instances>
